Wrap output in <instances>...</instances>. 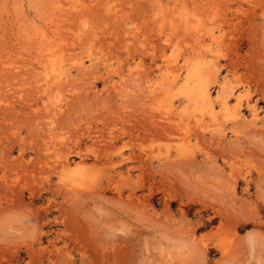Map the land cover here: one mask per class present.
I'll return each mask as SVG.
<instances>
[{
  "label": "rangeland",
  "instance_id": "374dc122",
  "mask_svg": "<svg viewBox=\"0 0 264 264\" xmlns=\"http://www.w3.org/2000/svg\"><path fill=\"white\" fill-rule=\"evenodd\" d=\"M0 264H264V0H0Z\"/></svg>",
  "mask_w": 264,
  "mask_h": 264
},
{
  "label": "bare ground",
  "instance_id": "6f19581e",
  "mask_svg": "<svg viewBox=\"0 0 264 264\" xmlns=\"http://www.w3.org/2000/svg\"><path fill=\"white\" fill-rule=\"evenodd\" d=\"M76 1H78V0H76ZM83 3V2H82ZM53 4V3H52ZM55 4V3H54ZM57 5V4H56ZM58 5H59V2H58ZM75 5V4H74ZM83 5V4H82ZM65 6V5H64ZM59 10H61V9H59ZM63 10V9H62ZM79 10V9H78ZM54 11V10H53ZM67 14V13H66ZM53 15V14H52ZM52 17V16H51ZM58 17V16H57ZM50 18V17H49ZM47 21V20H46ZM199 31V30H198ZM216 38V37H215ZM39 45V44H38ZM45 51V50H44ZM51 51V50H50ZM177 51V50H176ZM43 52V51H42ZM52 55V54H51ZM63 55V54H62ZM176 55V54H175ZM62 57V56H61ZM60 57V58H61ZM178 57V56H177ZM40 58V57H39ZM189 58V57H188ZM202 58V57H201ZM56 59V58H55ZM90 59V58H89ZM94 59V58H93ZM41 60V59H40ZM54 60V59H53ZM95 60V59H94ZM173 60V59H172ZM42 61V60H41ZM171 61V60H170ZM37 62H39V61H37ZM36 62V63H37ZM51 62V61H50ZM78 62V61H77ZM76 62V63H77ZM107 62V61H106ZM42 63V62H41ZM44 63V62H43ZM75 63V64H76ZM82 63H83V60H82ZM172 64H173V62H171ZM37 64H39V63H37ZM47 64H49V63H47ZM92 64V63H91ZM52 65V64H51ZM103 65H104V63H103ZM106 65V64H105ZM41 66V65H40ZM45 66V65H44ZM178 66V65H177ZM16 67V66H15ZM39 67V66H38ZM79 67V66H78ZM81 67V66H80ZM78 68V69H80L81 70V68ZM174 67V66H173ZM199 67V66H198ZM16 68H18V67H16ZM40 68V67H39ZM43 68H45V67H43ZM49 68V67H48ZM52 68V67H51ZM37 69V68H36ZM84 69V68H83ZM54 70V69H53ZM177 70V69H176ZM42 71V73H43V70H41ZM40 71V72H41ZM108 71H110V70H108ZM116 71V70H115ZM45 72H46V70H45ZM18 73H20V72H18ZM17 73V75L16 76H18L19 74ZM38 74V72H36L35 71V74L34 75H36L37 76V74ZM48 73H49V71H48ZM191 73V72H190ZM13 75V74H12ZM43 75V74H42ZM104 75H106V74H104ZM15 76V77H16ZM52 76H54V75H52ZM48 77V76H47ZM44 78V77H43ZM55 78H58V76H57V74L55 75ZM60 78H62V77H60ZM138 78V77H137ZM46 79V78H45ZM62 83H63V81H62ZM53 84V83H52ZM187 84H188V82H187ZM198 87L195 89V87L192 85V86H190V87H186V84H184L183 85V87L184 88H186V96H187V98L188 99H190V97H192V95H193V92H194V90H197L198 92L196 93V98H199V99H202V100H205V101H210L209 99H210V95H209V92H208V89L206 88V85H204L201 81L200 82H198ZM153 88H155V87H153ZM160 91V90H159ZM157 93V92H156ZM163 93V92H162ZM165 93V92H164ZM158 94V93H157ZM160 94V93H159ZM46 95V94H45ZM46 112V111H45ZM48 113V112H47ZM59 150V149H58ZM60 151V150H59ZM58 152V151H57ZM60 153H62L61 151H60ZM63 164H64V162H62ZM65 167V166H64Z\"/></svg>",
  "mask_w": 264,
  "mask_h": 264
}]
</instances>
